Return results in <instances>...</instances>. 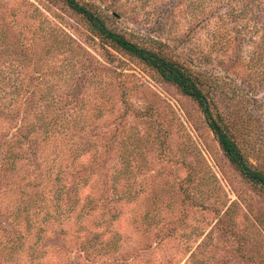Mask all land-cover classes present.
Here are the masks:
<instances>
[{
  "label": "rangeland",
  "instance_id": "rangeland-1",
  "mask_svg": "<svg viewBox=\"0 0 264 264\" xmlns=\"http://www.w3.org/2000/svg\"><path fill=\"white\" fill-rule=\"evenodd\" d=\"M78 1L208 82L264 172V0ZM0 264H264V190L64 0H0Z\"/></svg>",
  "mask_w": 264,
  "mask_h": 264
},
{
  "label": "trees",
  "instance_id": "trees-1",
  "mask_svg": "<svg viewBox=\"0 0 264 264\" xmlns=\"http://www.w3.org/2000/svg\"><path fill=\"white\" fill-rule=\"evenodd\" d=\"M67 6L79 15L91 32L104 44L117 52L129 55L145 66L163 82L174 85L181 94L194 100L216 136L225 156L254 187L264 190V172L251 164L242 152L231 130L229 121L218 110L215 96L208 82L195 74L185 64L174 60L163 50L140 44L124 33L111 28L94 8L78 0H64ZM14 161V160H13Z\"/></svg>",
  "mask_w": 264,
  "mask_h": 264
}]
</instances>
